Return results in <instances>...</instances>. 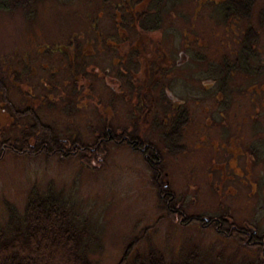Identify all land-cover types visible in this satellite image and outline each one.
<instances>
[{
    "label": "flooded vegetation",
    "instance_id": "1",
    "mask_svg": "<svg viewBox=\"0 0 264 264\" xmlns=\"http://www.w3.org/2000/svg\"><path fill=\"white\" fill-rule=\"evenodd\" d=\"M178 1L119 0L110 13L115 29L95 31L83 48L50 53L46 46L40 60L23 57V68L0 56V156L93 162L117 143L154 171L169 215L186 226L211 225L264 261V7L256 29L258 0H202L180 18ZM168 14L175 20L165 22ZM90 138L97 142L85 145ZM170 166L188 174L179 203H197L190 189L202 173L219 197L227 190L234 204L244 198L246 221L227 209L230 217L173 208L179 196L170 189Z\"/></svg>",
    "mask_w": 264,
    "mask_h": 264
},
{
    "label": "rangeland",
    "instance_id": "2",
    "mask_svg": "<svg viewBox=\"0 0 264 264\" xmlns=\"http://www.w3.org/2000/svg\"><path fill=\"white\" fill-rule=\"evenodd\" d=\"M118 1L38 0L27 11L0 9V56L13 57L14 66L23 68V57L29 56L33 62L40 60L44 56L38 52L46 46H49L46 50L50 53L56 52V47L76 48L75 44L79 42L83 48L98 34L95 31L110 33L115 29L110 13L114 14ZM201 1H178V18L181 14H189L188 8L193 10ZM262 7L264 0H258L252 13L256 29L261 25ZM171 19L175 20L168 14L164 21ZM93 24L100 28H94ZM203 26L207 27L208 33L213 31L211 24ZM159 33L163 34L162 31ZM225 36L231 39V31H225ZM261 46L264 50V43ZM15 80L18 82V77ZM98 84L96 89L102 87ZM82 141L85 145L97 142L93 138ZM103 147L106 151L102 160L94 158L93 162L85 155L74 158L46 155L45 158L44 155L8 153L0 156V226L6 228L11 208L19 215L24 213L32 192L51 193L67 205L70 217L75 219V223L78 221L77 226H86L90 233L95 234L90 257L97 264H118L129 249L128 264L140 263L151 251L164 254L170 261L180 262L191 257L192 264H264V261H257L259 259L245 244L217 234L211 225L203 227L200 223H192L186 226L169 215L166 203L160 202L158 197L155 173L139 153L114 142ZM81 159H86L92 166L81 164ZM168 171L170 189L175 195L182 196L188 192L185 187L187 172L177 166L173 169L170 166ZM200 174H195L196 186L193 191L190 189L197 203H179L178 195V201L172 207L180 206L179 209H184L189 216L230 217L225 212L232 210L239 215L236 221L243 224L246 220L241 218L240 211L244 198H239L234 204L227 190L219 197L203 182ZM245 194L246 191H242L240 197ZM258 199L259 195L253 202ZM247 209L250 211L251 208ZM259 226L264 229V220Z\"/></svg>",
    "mask_w": 264,
    "mask_h": 264
},
{
    "label": "trees",
    "instance_id": "3",
    "mask_svg": "<svg viewBox=\"0 0 264 264\" xmlns=\"http://www.w3.org/2000/svg\"><path fill=\"white\" fill-rule=\"evenodd\" d=\"M37 1L0 0V9L27 11ZM9 213L6 228L0 226V264H97L90 257L95 234L77 226L67 205L54 194L32 192L24 213L14 208ZM128 251L118 264H128ZM191 259L170 261L151 251L138 264H192Z\"/></svg>",
    "mask_w": 264,
    "mask_h": 264
}]
</instances>
